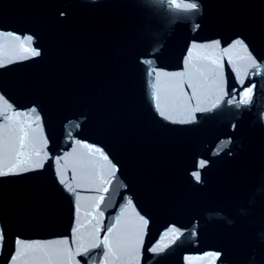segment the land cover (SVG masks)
Instances as JSON below:
<instances>
[{"label":"water","instance_id":"1","mask_svg":"<svg viewBox=\"0 0 264 264\" xmlns=\"http://www.w3.org/2000/svg\"><path fill=\"white\" fill-rule=\"evenodd\" d=\"M191 2L161 264H264V0Z\"/></svg>","mask_w":264,"mask_h":264},{"label":"snow or ice","instance_id":"2","mask_svg":"<svg viewBox=\"0 0 264 264\" xmlns=\"http://www.w3.org/2000/svg\"><path fill=\"white\" fill-rule=\"evenodd\" d=\"M170 3L172 4L173 7H175L176 9H180V10H183V11H195L198 9L199 7V4L197 2H191V0H170ZM28 39H31V37H29ZM243 41L240 40V39H237L236 40V44H242ZM36 55H38L39 53H34ZM252 59V64H253V67L256 66V61L254 58H251ZM254 88H255V85H250L249 87L246 88V90H244L243 92V97L241 98L240 101H238L237 103L238 104H244V105H248L251 103V96L253 94V91H254ZM226 93L224 92L223 90V87H221V95H225ZM219 103V99L217 100L216 104L213 105V107H216ZM21 143H23V141H21ZM96 151H102L101 149L97 148ZM105 159H107V157L105 156ZM36 167H40V165L37 163L36 164ZM0 175H5V173H0ZM197 179H199V177L197 176ZM106 191V189H105ZM103 199V197H101V200ZM146 222V221H145ZM109 231H111V229H109ZM4 240V235H3V232L0 231V243H2ZM17 244H20L22 243L19 239H17L16 241ZM94 246H97L98 245H94ZM151 251L153 253L157 252L158 249L153 247L151 249ZM85 252H87V249H85ZM16 255H19V252L16 253ZM12 260L15 259V256H12L11 257Z\"/></svg>","mask_w":264,"mask_h":264}]
</instances>
